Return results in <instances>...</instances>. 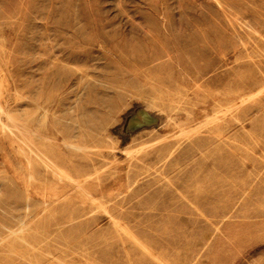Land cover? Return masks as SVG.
Returning a JSON list of instances; mask_svg holds the SVG:
<instances>
[{
    "label": "rangeland",
    "instance_id": "obj_1",
    "mask_svg": "<svg viewBox=\"0 0 264 264\" xmlns=\"http://www.w3.org/2000/svg\"><path fill=\"white\" fill-rule=\"evenodd\" d=\"M0 264H264V0H0Z\"/></svg>",
    "mask_w": 264,
    "mask_h": 264
}]
</instances>
